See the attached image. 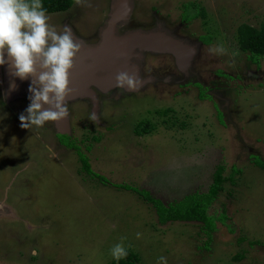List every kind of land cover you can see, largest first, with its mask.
<instances>
[{"label": "rangeland", "instance_id": "obj_1", "mask_svg": "<svg viewBox=\"0 0 264 264\" xmlns=\"http://www.w3.org/2000/svg\"><path fill=\"white\" fill-rule=\"evenodd\" d=\"M111 3L74 0L70 10L48 14L49 23L93 39ZM194 4L205 19L190 20ZM157 24L183 25L174 33L198 47L196 69L230 102L225 118L189 78L110 98L100 124L86 102L68 103L69 140L51 121L22 127L29 105L6 107L0 82V264H113L109 249L121 237L136 264H157L160 256L167 264H264V169L255 164L264 160V57L253 61L238 43L240 26L264 24V0H135L129 27ZM166 61L150 59L143 72ZM143 122L155 130L137 135ZM80 152L104 182L84 170ZM220 166L224 177L238 173L213 203L211 213L225 212L226 221L217 222L208 248L203 223L162 224L137 192L168 206L207 193Z\"/></svg>", "mask_w": 264, "mask_h": 264}, {"label": "clouds", "instance_id": "obj_2", "mask_svg": "<svg viewBox=\"0 0 264 264\" xmlns=\"http://www.w3.org/2000/svg\"><path fill=\"white\" fill-rule=\"evenodd\" d=\"M49 19L43 0H0V67L10 64L12 76L33 78L27 115L20 116L24 128H41L49 121L58 122L70 117L66 102L73 91L70 70L75 67L81 45L76 43L71 27L64 25L63 31L58 32ZM219 50L223 51L222 48ZM142 85L143 80L126 71L116 76L119 89L134 92ZM11 87L14 89L15 83ZM90 119L97 120L95 113ZM141 235L136 233L138 239ZM126 239L121 237L120 242L109 249L117 262L129 254L124 243ZM37 254L33 250L32 255ZM157 264H167V258L158 257Z\"/></svg>", "mask_w": 264, "mask_h": 264}, {"label": "water", "instance_id": "obj_3", "mask_svg": "<svg viewBox=\"0 0 264 264\" xmlns=\"http://www.w3.org/2000/svg\"><path fill=\"white\" fill-rule=\"evenodd\" d=\"M135 10V0H112L111 9L104 24L99 28V41L86 44L78 40L81 51L75 59V67L70 70V88L72 93L67 97V103L90 99L97 114L100 103L97 91L107 93L113 90H123L127 93L141 91L149 82L143 77V67L146 55H171L178 68L188 73L192 62L198 54V47L188 40L178 37L174 31L168 30L163 24H157L151 29L125 30ZM4 74L8 99L18 95L25 86L29 91L33 78L20 79L10 73V64L0 67ZM126 71L143 80V85L136 91L116 87V76ZM198 76L196 73H194ZM15 83V88L11 84ZM199 85H202L198 77ZM47 107V105L45 106ZM59 135L71 134L70 117L54 122Z\"/></svg>", "mask_w": 264, "mask_h": 264}, {"label": "trees", "instance_id": "obj_4", "mask_svg": "<svg viewBox=\"0 0 264 264\" xmlns=\"http://www.w3.org/2000/svg\"><path fill=\"white\" fill-rule=\"evenodd\" d=\"M43 5L47 9V14L51 13H62L70 10L74 5V0H43ZM194 8L196 10L195 14L191 16L190 20H193L198 17L206 18L205 9L201 8L199 4H194ZM189 20V21H190ZM238 43L240 50L243 52H248L251 55V59L253 61H259L260 58L264 57V24L260 28H256L249 24H243L239 27L238 30ZM200 88V95L203 98H209L207 96L205 90L198 84ZM170 110H165L161 114H166ZM221 121H223L221 119ZM156 128V125L149 123H141L135 127V133L137 135H147L152 133ZM67 137L69 140L70 137ZM63 143V142H62ZM70 148L78 147L71 141L68 144ZM81 159L83 162L84 170L97 178L100 181L104 182L105 178L103 176H99L94 173L91 169V165L88 161V158L82 155L80 152ZM255 164L260 168L264 169V160L258 158L255 161ZM224 168L220 166L217 169L213 177V183L211 184L209 191L204 194H193L185 197L184 200L174 203L164 205L162 201L157 200L151 196L148 191H139L137 192L143 196L147 201H150L154 204L157 214L159 216V220L162 224H166L168 222H200L204 224L205 231L209 236V241L207 242V248L211 242V236L213 232L217 231V222L224 223L226 221L225 212H222L220 215H215L212 212L213 203L217 200L220 193L224 190V184L229 180L233 179V177L238 173L236 169H233V174L229 178L224 177L223 175ZM234 183V182H233ZM127 258L115 262L113 264H136L139 261L138 255L131 249H128ZM241 256L237 257L238 259Z\"/></svg>", "mask_w": 264, "mask_h": 264}, {"label": "flooded vegetation", "instance_id": "obj_5", "mask_svg": "<svg viewBox=\"0 0 264 264\" xmlns=\"http://www.w3.org/2000/svg\"><path fill=\"white\" fill-rule=\"evenodd\" d=\"M108 14H109V12L107 13L106 18L108 16ZM180 25L183 26L182 24H180ZM67 26H69V25L67 24ZM181 26H177L173 31H175V30L177 31V30L182 29ZM124 29L125 30H132V29H137V28H130L128 25V26L124 27ZM72 31H73V35H74V39H75L76 43H78L77 42L78 40L84 41L86 44H93V43H96L97 41H99V36L97 35V33L93 39H91L93 37V35H92V37L89 36V38H90L89 40L88 39L83 40V38L79 37V35L77 34V32L75 30L72 29ZM197 55L192 62V67H191L190 71L188 73H184L178 68V66L176 65V61H175L174 57H172L171 55L147 54L144 66H145L146 62L149 61L150 59L168 58L170 60V61H166L165 63L158 64V65H156V64H153L151 66L148 65V67L150 66V69H151L149 71V73L145 74V72H143V77L149 79L147 87L148 86H157L160 83H164V84H179L180 83L181 84L183 81L188 80L189 78L193 79V81H194L193 83H195L194 84L195 86H198V84L196 82L198 81V77H200L201 82H202V85H200V86L205 90L207 96L211 97L210 100H212L214 102V105L217 108V111L221 112L222 117L225 118V114H223L222 110H224V109L226 110L227 108H229L230 102L227 99L224 92L222 91V88H219L217 86H216V88L211 87L210 82L208 80H205L203 78V76L201 75V71L198 68L196 69L195 64H196ZM2 73L3 72L1 71V68H0V82L2 83L1 89H2V93L4 95V98H5L6 107H7V104L10 106V104L15 103V102H18V103L20 102L23 105H24V103L29 105L31 102L30 96L27 93L25 86L21 89V92L18 95L12 97L11 99H8L7 91H6V85H5V78L3 76L4 74H2ZM194 73H196L198 76H196ZM133 94H135V93H127L123 90H118V89L113 90V91H109L107 93H101V92L97 91V97H98V100L100 103L99 110L96 114V117L98 119V122L96 120L97 124L101 123L99 120V116L101 114V107L103 106L105 101H109L110 98H118V99L122 98V97L126 98V97L132 96ZM78 101L86 102L90 106L91 112L94 113V105L90 99L78 100ZM71 103H75V102H69V104H71ZM69 104H68V106H69ZM223 118H222V120H223ZM51 122L55 128V123L53 121H51ZM62 136H64V135H62ZM0 212H3V210L0 209Z\"/></svg>", "mask_w": 264, "mask_h": 264}]
</instances>
